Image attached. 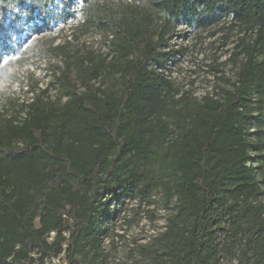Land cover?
I'll list each match as a JSON object with an SVG mask.
<instances>
[{"label": "trees", "instance_id": "trees-1", "mask_svg": "<svg viewBox=\"0 0 264 264\" xmlns=\"http://www.w3.org/2000/svg\"><path fill=\"white\" fill-rule=\"evenodd\" d=\"M79 13L71 36L102 35L107 53L53 46L49 84L0 93V264H92L110 204L156 191L168 214L149 264H264V0H0V79L29 37ZM180 26L236 34L214 96L176 97L166 50Z\"/></svg>", "mask_w": 264, "mask_h": 264}, {"label": "rangeland", "instance_id": "rangeland-1", "mask_svg": "<svg viewBox=\"0 0 264 264\" xmlns=\"http://www.w3.org/2000/svg\"><path fill=\"white\" fill-rule=\"evenodd\" d=\"M81 20L82 15L79 13L74 20L58 24L50 33L44 32L29 37L15 53L14 62L7 72L10 78L0 79L2 98L29 99L32 95L25 92L30 84H37V88L42 89L52 81L49 67L54 65L63 67L62 59L49 52V48L53 46L70 42L71 52L106 54L107 41L102 35L92 33L81 36L78 40L71 36L73 28ZM209 32L197 33L180 26L171 36L166 51L172 53V58L165 73L179 93L176 97L184 93H189L191 98L196 100L203 96H214L217 92L216 86H224L215 77L233 79L235 69L227 61L235 44L236 34L225 42L224 32L215 33L214 36H210ZM107 58L109 59V56ZM218 63L226 64L220 68L219 73L211 72L210 65L215 66ZM56 95V90L51 89L49 97L54 99ZM260 202L264 204V194L260 197ZM109 207L111 210L115 209L114 217L111 222L104 224L101 254L92 264H149L148 259L141 255V250L163 231L168 214L164 209L161 192L156 191L150 199L143 201L124 198L118 206L111 203ZM78 264L91 262L79 259ZM221 264L240 263L235 257L222 258Z\"/></svg>", "mask_w": 264, "mask_h": 264}, {"label": "built area", "instance_id": "built-area-1", "mask_svg": "<svg viewBox=\"0 0 264 264\" xmlns=\"http://www.w3.org/2000/svg\"><path fill=\"white\" fill-rule=\"evenodd\" d=\"M54 233H51L49 236V240L52 239ZM40 264H67L66 258L64 256V253L58 255V256H51L46 257L42 260Z\"/></svg>", "mask_w": 264, "mask_h": 264}]
</instances>
